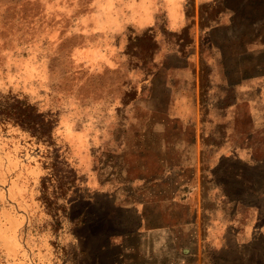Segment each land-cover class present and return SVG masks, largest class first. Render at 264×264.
Wrapping results in <instances>:
<instances>
[{
    "label": "rangeland",
    "instance_id": "374dc122",
    "mask_svg": "<svg viewBox=\"0 0 264 264\" xmlns=\"http://www.w3.org/2000/svg\"><path fill=\"white\" fill-rule=\"evenodd\" d=\"M126 1L0 0V264H107V241L137 244L134 209L167 224L174 169L202 176L214 264H264V0H222L234 30L219 21L201 39L205 103L246 92L251 106L223 114L217 101L204 123L190 67L171 63L167 86L159 64L190 38L164 47L133 32ZM195 186H181L190 212Z\"/></svg>",
    "mask_w": 264,
    "mask_h": 264
},
{
    "label": "crops",
    "instance_id": "0c3cea01",
    "mask_svg": "<svg viewBox=\"0 0 264 264\" xmlns=\"http://www.w3.org/2000/svg\"><path fill=\"white\" fill-rule=\"evenodd\" d=\"M221 2L222 0H127L124 23L133 32H147L155 44L158 45L163 42L162 45L164 47L173 39L180 41V38H190L191 42L188 41L187 43L190 42L192 46L187 52L177 50L175 53H167V50L163 51L165 58L159 64H163L162 69L167 70V86L171 84L169 83L172 81L170 75L175 69L172 64H177L179 67H190L193 77L191 84L194 89L192 99L190 100L192 108L194 109L193 114H215L214 105L216 108L217 101L220 106V111L223 114H228L229 111H231V114H236L237 109L240 107H243L244 110L247 108V114H250L251 106L249 105V96H247L248 94L246 92L239 94V98H236L235 95H232L231 98H226L227 103H223V98H215L205 103V92L203 89L201 91L203 92L202 97L200 95L201 93H197L198 89L201 90V63L202 69L204 70L202 59L203 48L200 45L201 39L203 36L210 37V34L214 30L217 31V29H231L233 27L231 30H234V25L237 22L236 16L239 12L233 8L228 10L224 9L221 7ZM223 3H225V0H223ZM219 21H225L227 24L221 27ZM250 36L248 37L250 38ZM243 38L245 39L246 35H243ZM259 39H264V36L259 37ZM250 40L247 43V47L245 45L241 47L244 54L251 53L250 45L252 44ZM261 43L264 44V40ZM173 56L179 59L178 62H170ZM189 56H192L193 59V63L191 64L187 63ZM205 82L203 78V88L205 87ZM223 85H225L228 91L235 93V88L239 84L229 80L227 84ZM243 85L246 86L244 80ZM179 114H182V112ZM191 130L193 131L192 128ZM202 134L203 126H201ZM207 149L210 148L207 147ZM234 151H236L235 148L232 150L233 156ZM200 154H202V149ZM200 154L196 155V158H193L191 164L186 162L185 166L199 167L201 162L199 159ZM178 166L181 165L177 163L170 165L172 168ZM172 168L169 169L170 172ZM191 171L190 180L182 176L181 169L180 171L174 169L173 174H167V178L164 180L171 185L172 182L174 183L172 189L167 190V224L158 221L151 222L147 221V219L146 221L140 222L143 219L142 215L148 209H146V206L143 207L141 212L134 209L131 213L135 214V220L137 222L132 229V237L137 241V244L128 246L124 242L121 244L114 241H107L106 248L109 252V262L107 264H214V262H217V258L214 260L213 255L207 254L206 252L210 248L220 245V238L216 236L218 227L214 225H206L205 227L203 223L204 209L202 203L204 191L198 188L200 187L199 184L202 176L197 175V173L193 174V170ZM186 181L193 183L195 181L196 183L195 190L192 189L189 191L190 200L195 205V208H192L191 212L188 206L185 205L186 202L182 201L186 195H181L183 193L186 194L188 191L185 187L181 188L183 183H187ZM127 182H133V180ZM126 190L128 191V189ZM185 190L187 191L185 192ZM116 192L111 193L110 196L115 199L120 197V193L115 194ZM128 192H132L131 195H133V190ZM153 197L155 198V196ZM137 198H141L140 193ZM189 213L190 217H188ZM122 240L124 238H120V241ZM188 241H191V244H189L195 248L193 249L191 247L195 250L194 252L184 248H189Z\"/></svg>",
    "mask_w": 264,
    "mask_h": 264
},
{
    "label": "trees",
    "instance_id": "16d2710c",
    "mask_svg": "<svg viewBox=\"0 0 264 264\" xmlns=\"http://www.w3.org/2000/svg\"><path fill=\"white\" fill-rule=\"evenodd\" d=\"M204 78V70L202 69V63H201V76H200V79H201V86H200V88H201V91H202V89H203V85H202V79ZM201 97L203 96V92H201ZM202 116H201V123H204V121H205V118H206V116H205V114H201ZM203 133H204V130H203ZM203 140V139H202ZM208 147V146H207ZM207 147H206V149H207ZM204 150V149H203ZM202 150V155H201V157L203 158V159H201L202 160V162L206 159V158H204V156H206V153L204 152ZM208 150V149H207Z\"/></svg>",
    "mask_w": 264,
    "mask_h": 264
}]
</instances>
